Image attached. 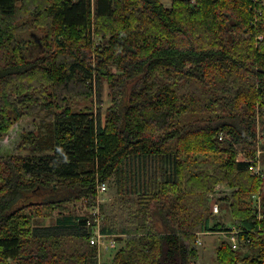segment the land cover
Segmentation results:
<instances>
[{"label": "trees", "instance_id": "trees-1", "mask_svg": "<svg viewBox=\"0 0 264 264\" xmlns=\"http://www.w3.org/2000/svg\"><path fill=\"white\" fill-rule=\"evenodd\" d=\"M197 3L0 0V137L25 116L51 117L22 136L29 155L0 157V264H96L94 218L71 213L78 202L99 206L103 232L120 235L103 264H195L199 234L221 232L250 252L222 241L218 264H264V176L238 160L255 157L264 126V8ZM93 27L104 39L94 52ZM96 71L111 91L105 124L70 102L92 96ZM206 116L208 126L185 127ZM149 156L169 171L142 180L123 168ZM113 179L119 197L107 217L97 187ZM219 185L232 190L223 197L230 223L214 222ZM57 211L55 225L35 226Z\"/></svg>", "mask_w": 264, "mask_h": 264}, {"label": "rangeland", "instance_id": "rangeland-1", "mask_svg": "<svg viewBox=\"0 0 264 264\" xmlns=\"http://www.w3.org/2000/svg\"><path fill=\"white\" fill-rule=\"evenodd\" d=\"M174 1L175 0H161L162 5L165 9H171L174 8ZM92 4H94V0H92ZM190 5L193 7H196L198 5L197 0H190ZM188 8V7H187ZM189 13L192 11V9L187 10ZM89 38L92 40L93 43V52L96 49L101 50L103 45H104V39L101 38L99 35L96 34L95 27L92 28L90 31ZM113 72H116L115 67H111ZM89 85L91 86L92 90V96H79L77 100H71V104L74 107L75 110H82V109H90L95 117H99L101 120L102 124H105L106 118H107V113L112 105V97H111V91L109 88L108 83L106 82L105 78L101 77L99 78V72L94 75V77L90 80ZM77 95L79 93L77 92ZM51 117L49 116V113H44L43 115H30V116H25L20 119L5 135L0 137V157H6L9 155H29V151H22L19 150L22 144V136L30 133V132H38L42 130H38L40 124L42 121L49 122ZM210 119L206 117H197V121L194 118L191 119H186L185 121V127L188 126H193L196 125L198 127H206L210 123ZM196 121V122H195ZM195 122V123H194ZM256 133H257V140H258V146H257V151L255 156L258 154L259 156L262 155V150L264 152V126L262 125L261 121L258 120L257 122V128H256ZM41 140V139H40ZM146 161H135L132 160L128 162L126 168L123 167L125 170L128 169H133L135 168L136 173H141L143 176H141V179H144V175H152L156 174L159 177H162L164 173V169L166 167V164L163 162V159L160 157H151L149 156L148 159H145ZM259 166L262 171V174L264 176V164H262V161L259 159ZM169 171V170H168ZM253 172V171H252ZM254 175H256L253 172ZM259 176V175H258ZM140 177V176H139ZM231 189L226 187L225 185H222V188L220 186L216 187L215 193L213 195L215 196V201H213L211 198V211H212V205L213 203H217L219 206V212L217 214L213 213V216L216 218L214 219V222L217 221H227L230 218L228 217V213L230 212L229 210V204L226 203V201H223V197L229 195L231 193ZM264 193V189H263ZM119 196L117 195V186H116V181L113 179V181L108 182V191L106 195H103V203H105L104 210L103 212L106 214L107 217H109L111 213V205L115 199H117ZM223 205L224 210L220 209V206ZM81 202L76 203L75 205L70 206V212L74 214H83V213H88L92 215L93 210H89L85 207ZM229 211V212H228ZM64 214L59 213V211L55 212L52 217L49 218H41L39 220L35 221V226H40V227H49L53 226L57 223V221L63 217ZM93 216V215H92ZM94 218V216H93ZM94 222V220H93ZM108 222V221H107ZM123 222L121 223V225ZM103 227H104V218H103ZM102 227V229H103ZM103 231V230H102ZM216 234V233H213ZM222 234V232H221ZM214 241V246L218 242V238H212ZM199 244V243H198ZM214 246H212V250L204 254L202 252L201 257L203 259H210L212 264H215V262L218 264L217 258H216V251L214 249ZM200 251L203 250L202 244L199 246ZM218 247V245H217ZM119 247L111 251L105 255H103V262L108 263L111 262L115 253L119 250ZM207 249V248H206ZM210 249V248H208ZM199 262V261H198ZM7 264H15L14 262H9Z\"/></svg>", "mask_w": 264, "mask_h": 264}, {"label": "built area", "instance_id": "built-area-1", "mask_svg": "<svg viewBox=\"0 0 264 264\" xmlns=\"http://www.w3.org/2000/svg\"><path fill=\"white\" fill-rule=\"evenodd\" d=\"M252 2L256 6H261L264 8V0H252ZM256 11L259 12V14L262 13V11H259L256 9ZM259 158L260 156L257 154L255 157H252L251 159H246L244 158L243 154L240 153L238 156V160H245L249 161L251 163L250 170L253 171L256 175H261L262 171L259 166ZM254 163H257L256 165ZM255 165V166H254ZM108 190L107 183H100L98 184L97 187V203L102 204L103 201V195H106ZM215 196L216 195H211L210 198L215 201ZM258 201H260V198H258ZM212 212L217 214L219 212V206L217 203H213L212 205ZM100 208L99 206L95 207L92 211V215L94 216V222L92 223L91 221L88 222V231L90 234V244L96 249L97 252V259H96V264H103V255L116 250L119 247V242L117 240L120 235H115V234H106L102 231L103 227V218L100 215ZM222 234H231L230 239L232 240V243L234 246L237 247L238 240L235 232H222Z\"/></svg>", "mask_w": 264, "mask_h": 264}, {"label": "crops", "instance_id": "crops-1", "mask_svg": "<svg viewBox=\"0 0 264 264\" xmlns=\"http://www.w3.org/2000/svg\"><path fill=\"white\" fill-rule=\"evenodd\" d=\"M221 188H222V185H219ZM261 209H262V202L261 200L259 201L258 203V219H261ZM227 223H230V220H227L226 221ZM231 237V234H221V233H216V234H213V233H200L199 234V237H198V243H199V246H201L202 244V247H203V250L200 251L199 249V252H200V257H199V262L197 261L195 264H212L210 259H203V257H201V254L202 252L204 254H207L209 253L212 249V246H214V241H212L213 239L212 238H218V242L217 244L214 246V249L215 251L217 250V245L219 246V244L222 242V241H227V243L232 247V249L234 250H239L241 251L242 253H249L250 250H249V247L246 245V243H242L240 242L239 238H237L238 240V244H237V247L233 245L232 243V240L230 239ZM200 248V247H199ZM207 248V249H206ZM210 248V249H208ZM217 255V253H216ZM215 264H217L215 262Z\"/></svg>", "mask_w": 264, "mask_h": 264}]
</instances>
